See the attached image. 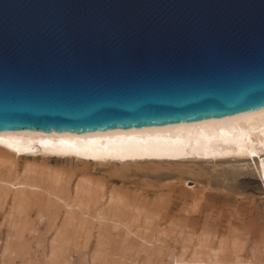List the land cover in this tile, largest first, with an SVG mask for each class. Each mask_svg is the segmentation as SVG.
I'll return each mask as SVG.
<instances>
[{
  "label": "water",
  "instance_id": "95a60500",
  "mask_svg": "<svg viewBox=\"0 0 264 264\" xmlns=\"http://www.w3.org/2000/svg\"><path fill=\"white\" fill-rule=\"evenodd\" d=\"M264 109V0H0V132Z\"/></svg>",
  "mask_w": 264,
  "mask_h": 264
},
{
  "label": "bare ground",
  "instance_id": "6f19581e",
  "mask_svg": "<svg viewBox=\"0 0 264 264\" xmlns=\"http://www.w3.org/2000/svg\"><path fill=\"white\" fill-rule=\"evenodd\" d=\"M262 144H264V109L219 119L91 134L0 132V168L3 169V172L0 171V215L3 223L9 228L7 241H24L23 236L32 224L28 221V213H30L28 210L33 206H35L39 222L44 219L49 221L56 216L54 214L56 209L65 208L64 222L58 237L63 236L66 224L71 223L70 220H78L87 234L94 229L95 232L92 235L101 243L111 237L109 228H114L117 224L122 225L116 216L118 210L125 206L122 203L125 199L121 200L122 194L119 189L111 190L105 199L99 188L90 190L82 183H77L74 188H71L70 182L64 181V178L58 175L60 171L42 164H58L63 161L64 163H80L87 167L93 166L95 170H107L110 172L107 176L112 181L123 185L133 182L137 177L153 178L157 181L175 177L178 179L185 177L190 180V183L188 180L184 182L177 180L174 182L176 184L164 185L157 190L154 189V184L144 182L145 187L143 186L141 191L145 198L139 199L133 196L135 205L143 209L159 207L160 210L169 212L179 204V211L186 214L183 219L188 224L190 234L200 233L201 238L197 239L189 254L186 255L185 249L179 254L164 252L168 262L161 261L159 264H261L259 261H242L238 254L240 251L230 246L226 249L218 247L219 250L216 249V251L209 248V239L205 237L208 228L207 225L200 224L201 216L203 212L214 207L208 199L214 202L220 194L206 196L205 189L201 188L199 183L218 180V183L226 187L237 184L240 178H253L260 185L264 195V147H261ZM253 151L255 155L251 154ZM38 161H41L42 166L36 165ZM19 163L26 164L21 173H18L16 169ZM42 167H45L43 170L46 173H53V175L44 176L43 174L41 177L39 170ZM182 184L188 189L184 188L181 193L175 194L176 185ZM189 184H191L190 187ZM164 189L169 192L166 197L156 202L155 200L150 202L146 198L156 196ZM187 202L192 204V210L184 209ZM174 219L173 216H169L164 220L165 225L168 223L173 226L176 221ZM34 230L32 227L30 233H35ZM158 231L155 230L157 233L161 230ZM162 232L164 231H161V235ZM182 232L184 233L185 230L183 229ZM156 234L154 235L157 236ZM189 235L187 233V238H192ZM147 237L142 239H148ZM151 239L153 238H150L149 243L146 244L152 246L147 247L150 250L149 256L163 257V253L161 254L163 250L160 249V252L154 249L155 245L158 246L161 241L155 244L156 242L153 243L154 240ZM120 249L125 256L132 255L131 245L123 242ZM243 256H245L244 253ZM53 257L56 258L57 253L53 254ZM54 258V264H70L71 258Z\"/></svg>",
  "mask_w": 264,
  "mask_h": 264
},
{
  "label": "rangeland",
  "instance_id": "374dc122",
  "mask_svg": "<svg viewBox=\"0 0 264 264\" xmlns=\"http://www.w3.org/2000/svg\"><path fill=\"white\" fill-rule=\"evenodd\" d=\"M42 164L45 167L48 166L54 170H58V172L60 171L58 175L62 176L64 181L70 182L72 186L71 188H74L77 183H82V185L88 187L87 189L90 190L93 188H99L102 190L105 199L111 190L119 189L123 196H121V200L125 199L124 202H121L125 206L123 209L118 210L116 216L118 222L121 221L122 225L112 224L115 227L109 228L111 237L106 238L102 241L104 243H101L95 239L94 235H92L95 232L94 229L90 230L89 234H87L84 232V229L81 228V224L78 223V220H70L71 223L66 224V228L62 233L63 236L58 237L60 227L64 222L65 208L55 210L54 214H56V218L53 217L49 221L44 219L39 222V220H37L35 206H33L28 210L30 212L28 213V221L29 224H32L29 225V228L25 232V236H23L24 241L18 242L12 240L8 242L7 237L9 236V228L3 223L0 215V264H54L53 258L55 256L53 257V254L56 255V253L57 257H60L61 259L71 258L70 264H159L161 261L164 263L168 262L167 258L164 256L165 253L179 254L182 252L181 250L185 249L187 250L186 255L189 254L197 239L201 238L199 232L195 235L190 234L188 224L183 219L186 214L179 211V204L178 206L173 207L169 212H164L163 209L160 210L159 207H156L155 209L151 207L148 209L140 208L135 205L136 202L133 200L135 196L139 197V199L145 198V195L141 191V188H143L145 184L144 182L154 184V189L157 190L158 187L173 184L174 182H177V180L182 182L188 180V183H190L188 178L183 177L182 179H178L175 177L174 179L157 181L153 178L147 179L144 177H137L133 182H128L123 185L119 182L116 183L112 181V179L107 176V174L110 173L109 171L95 170L93 166L87 167V165L80 163H64L63 161L58 164ZM25 165L26 164L24 163L18 164L16 167L18 173L23 171L22 168ZM36 165L42 166L41 161H38ZM45 167H42L39 170L40 175H42L41 177H43V174L44 176L53 175V173H46L45 170H43ZM0 171L3 172V169L0 168ZM43 171L45 173H43ZM218 182V180H215L212 182L202 181L199 183V186L205 189L206 196H209L210 194V196L213 194H220L218 199L214 202L208 199L209 203L213 204L214 207L209 211H205L207 215L203 212L201 216L200 224L207 225L208 228L205 237L210 240H208L209 248L216 251V249L219 250L221 247L222 249H226L230 246L231 248H235L236 251H240L238 254L242 261L252 260L264 264V195L260 185L253 178H240L237 184L231 186L228 185L226 187H223L224 185H221ZM176 186L175 194L181 193L184 188L188 189L184 187L183 184ZM190 186L191 184H189V187ZM167 192L168 191L164 189L162 193L159 192L156 196H148L146 198L150 202H153L154 200V202H156V200L158 201L162 197H166ZM176 201L178 202V200ZM191 205L190 202H187L184 209H187L188 211L192 210L193 207ZM157 209H159V211ZM169 216H173V219L175 218L174 220H176L173 226L168 225V223L165 225L164 220L169 218ZM205 216L207 217L205 218ZM203 220L209 221L204 222ZM49 222H52L53 224ZM163 223L164 225H162ZM33 224L34 226H32ZM32 227L35 229V233H30ZM156 227L159 229H156ZM171 227L172 229L175 228L173 231L176 234L172 231ZM169 228L171 229L170 231L168 230ZM183 229L185 230L184 233L182 232ZM241 229L242 234L240 232ZM155 230H161L164 231V233L162 232L161 235V231H158L159 233H157ZM233 230H236V232H233ZM187 233L188 235L190 234L192 238H187ZM234 233H236V235ZM154 234H156L158 238H156L157 236ZM144 237H147L148 239H142ZM150 238H153L151 240H154L153 243L156 242L155 244H158L157 241H161L158 246L154 244V249L157 251H160V249L161 251L163 250L162 252L160 251L161 254L163 253V257L161 255L149 256L150 250L147 249V247L149 248L152 246L146 244L149 243ZM213 239L216 241L214 242ZM123 242L131 245L132 255L126 254L125 256V254L121 252L120 247ZM144 245L146 247H144ZM243 253L245 256H243Z\"/></svg>",
  "mask_w": 264,
  "mask_h": 264
},
{
  "label": "snow or ice",
  "instance_id": "6c2138e0",
  "mask_svg": "<svg viewBox=\"0 0 264 264\" xmlns=\"http://www.w3.org/2000/svg\"><path fill=\"white\" fill-rule=\"evenodd\" d=\"M261 147H264V144H262ZM242 150H243V149H242ZM251 154H252V155H255L256 153L253 151Z\"/></svg>",
  "mask_w": 264,
  "mask_h": 264
}]
</instances>
